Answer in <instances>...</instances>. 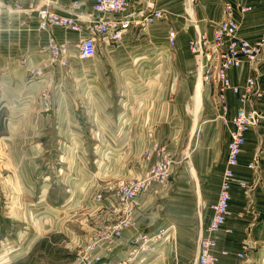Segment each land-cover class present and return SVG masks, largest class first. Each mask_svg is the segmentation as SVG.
<instances>
[{
    "label": "crops",
    "instance_id": "0c3cea01",
    "mask_svg": "<svg viewBox=\"0 0 264 264\" xmlns=\"http://www.w3.org/2000/svg\"><path fill=\"white\" fill-rule=\"evenodd\" d=\"M37 1L0 0V83L13 95L24 92L18 102H0V141L10 142L1 151L6 171L0 188L11 211L18 205L26 209L22 219L5 215L0 221L27 223L20 232L28 252L66 236V254L58 264H78L83 246L112 233L125 217L114 199L119 185L167 155L174 161L170 181L139 196L132 224L112 250L107 240L100 241L94 254L102 260L95 264H195L221 187L230 119L241 108L255 109L261 116L246 133L231 215L216 234L215 253L216 264H264V50L251 65L228 71L241 91L253 74L256 84L246 98L229 89L223 102L220 86L205 80L206 59L189 46L198 33L211 38L226 3L234 8L240 35L258 39L264 33V0H130L136 15L161 10L163 17L131 24L120 42L99 40L96 57L86 64L74 44L87 30H44L36 11L12 8ZM73 1L59 0L57 12L71 14ZM78 1L87 26L97 17L94 0ZM170 28L177 31L171 50ZM50 36L72 41L69 57L47 49ZM11 79L15 84L9 86ZM2 110H9L7 118ZM98 193L103 206L95 199ZM1 229L4 236L7 229ZM140 233L161 237L141 247L135 242ZM248 239L256 247L242 261L238 253Z\"/></svg>",
    "mask_w": 264,
    "mask_h": 264
},
{
    "label": "built area",
    "instance_id": "2783aa9c",
    "mask_svg": "<svg viewBox=\"0 0 264 264\" xmlns=\"http://www.w3.org/2000/svg\"><path fill=\"white\" fill-rule=\"evenodd\" d=\"M58 1L38 0L29 8H24L16 3L12 8L27 14L36 11L39 25L44 30H49L52 27H62L77 33H82L84 29L87 30V35L82 36L79 42L74 44L77 49V57L85 64L96 57L99 40L120 42L124 34L131 30V24L153 23L163 17L161 10H154L144 17L136 15L131 9L130 0H94L97 17H90L87 26H84L77 11V7L81 4L80 1H73L72 13L69 15L57 12L55 7ZM248 9L249 7H245L243 11ZM176 35L177 31L170 28L167 42L170 50L176 46ZM71 42V40L59 42L55 36H50L47 49L54 56L65 58L69 56ZM189 46L193 52L199 53L206 59L205 80L215 81L220 86L223 102L224 93L229 89L241 94L242 100L246 98L251 88L256 84L255 77L250 73L246 79L244 90L241 91L239 85L232 83L228 71L240 68L243 63L251 65L255 61L264 50V33L253 41L242 37L235 19L234 8L230 3H226L223 19L214 26L211 38L198 33L196 37L190 40ZM260 116L255 109L241 108L230 119L232 129L228 143V157L220 180L221 187L217 200L211 206V220L205 232L199 237L195 264H216L217 262L215 253L217 247L216 234L221 231L231 215V189L235 179V167L239 163V157L246 142V133L258 123ZM250 167H254V163H251ZM173 172V159L160 154L141 177L122 182L114 199L125 213V217L113 226L112 233L99 234L95 239L87 242L81 250L78 264L100 263L101 256L94 254L100 241L107 240L110 244L107 250H112L113 243L122 238L124 229L132 224L129 217L139 205V196L155 184L166 185ZM240 184L245 186L242 181ZM95 199L103 206L104 198L101 193H98ZM227 231L231 230L228 229ZM160 237L161 233L155 236L140 233L135 242L141 247H145ZM255 245L256 243L250 239L242 242V251L238 253L242 261L247 260L248 253L256 247Z\"/></svg>",
    "mask_w": 264,
    "mask_h": 264
},
{
    "label": "rangeland",
    "instance_id": "374dc122",
    "mask_svg": "<svg viewBox=\"0 0 264 264\" xmlns=\"http://www.w3.org/2000/svg\"><path fill=\"white\" fill-rule=\"evenodd\" d=\"M14 84L15 82L13 79H11V85L9 86ZM14 94L15 95L3 90L2 84L0 83V102H18L24 97V92ZM2 112L5 113V117L7 118L8 115L6 114L9 112V110H2ZM84 128L86 129V127ZM8 145H10L8 140L0 141V185L5 177L6 171L4 168L6 165V157L2 155H5L6 153H1V151H4L3 148L8 147ZM10 205H12V202L9 201L6 191H3L0 188V216L2 217L5 215H12V217L15 219L24 218V214L26 213L24 206L18 205L15 208L12 207L14 209L11 211ZM26 224L27 223L21 221H11L9 223L0 221V264H58L61 257L66 254L63 249H67L65 246L67 245L65 243L68 242L67 237H58L55 241H53L52 244L47 243L46 245H36L31 251L28 252L24 246V240L26 236L20 232V230L27 229L24 227ZM3 226H5L7 229V232L4 233V236L1 235V228ZM28 226L29 228L33 229L31 225ZM78 243L79 244H74L77 248L74 247L73 250H78L82 241Z\"/></svg>",
    "mask_w": 264,
    "mask_h": 264
}]
</instances>
